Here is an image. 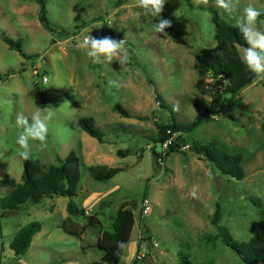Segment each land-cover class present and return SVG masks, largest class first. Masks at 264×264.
Segmentation results:
<instances>
[{
  "label": "rangeland",
  "instance_id": "1",
  "mask_svg": "<svg viewBox=\"0 0 264 264\" xmlns=\"http://www.w3.org/2000/svg\"><path fill=\"white\" fill-rule=\"evenodd\" d=\"M117 1L47 0L53 30H46L35 0H0V37L21 41L28 56L10 50L0 38V181L10 176L20 183L26 162L15 144L17 112L29 115L36 107L48 108L52 119L47 147L41 151L38 142H32L31 158L50 166L74 152L81 175L75 202L102 223L100 230H94L88 219L68 218L69 199L63 197L27 205L21 214L0 208V264L99 262L103 253L96 245L103 231H111L117 212L125 205L131 209L133 203L136 221L121 264H134L140 239L147 249L137 264H178L182 255L192 264H244L224 244L212 220L219 203V227L238 242L249 241L264 220V81L257 80L229 102L230 96L209 85L212 75L198 67L195 56L217 52L213 11L235 26L244 5L264 8V0H240L231 16L217 9L213 0L207 5L167 0L157 18L138 16L141 9L135 0H125L120 7L115 6ZM161 18L172 23L165 30L168 36L154 32L149 22ZM257 26L264 30V21L258 20ZM87 34L125 39L129 62L123 67L116 61L94 64L79 47ZM116 105L132 118L117 113ZM207 110L214 114L191 138L241 154L242 181L215 171L190 149L163 157L159 167L154 163L153 148L158 153L163 149L154 141L156 124L174 117L188 126ZM81 118H91L106 143L81 130ZM118 151L126 156H118ZM91 166L123 171L100 183L91 177ZM8 193L0 187V200ZM144 197L151 206L148 215ZM66 219L65 226L78 230L80 237L63 232L60 226ZM34 221L42 230L17 260L10 243Z\"/></svg>",
  "mask_w": 264,
  "mask_h": 264
},
{
  "label": "trees",
  "instance_id": "2",
  "mask_svg": "<svg viewBox=\"0 0 264 264\" xmlns=\"http://www.w3.org/2000/svg\"><path fill=\"white\" fill-rule=\"evenodd\" d=\"M35 1L39 7L38 17L40 23L46 30H53L47 15V0ZM125 2V0H118L115 6L120 7ZM212 13L216 28L217 52L213 55L196 54L195 58L201 70L211 74L214 78L220 75L224 76L229 81V85L224 92L230 96L229 102H231L247 87L256 83L257 80L245 68L239 58L237 46H246L239 30L234 25L228 23L226 19L221 18L217 11H213ZM258 20L264 21V15H261ZM0 38L10 50H15L28 58L23 51L21 41H16L5 35ZM148 82L152 84L149 79ZM160 106L163 107V104ZM115 111L125 118H132V115L121 105H116ZM213 114L212 111L207 110L199 114L195 121L188 126L177 123L174 117L156 124L158 129L157 138L154 140L156 143L164 145L171 138H174V141L165 153H158L156 148H153L152 156L155 165L159 167L160 159L170 154L179 153L182 147L189 145L190 150L208 162L212 169L222 175L242 181L245 178V171L241 154H230L218 147L216 143L201 145L191 138L192 133L199 125L209 115ZM78 125L81 130L91 138L97 140L100 144L106 143L104 133L95 126L91 118L79 119ZM262 130L264 131V122L262 124ZM117 155L125 157L126 152L118 151ZM88 171L93 180L100 183H108L120 174L123 169L91 166L88 168ZM80 179V159L74 152H70L64 160L58 158L57 163L50 166L43 164L38 159L30 158L24 164L20 183H17L10 176H5L0 181V187L9 191L0 200V208L8 214H21L27 205H39L47 198H68V218H82L86 219V221L88 219L90 228L100 230L102 227L101 221L95 216L88 215V211L79 207L75 202ZM145 197L143 198L144 201ZM127 206L129 205H125L124 208H121L117 212L112 230L103 231L102 238L96 245L102 251L103 257L101 261L92 264H121L126 249L120 254H117V241H123L127 246L129 245L136 221L133 212L136 204L133 203L131 209H126ZM221 217V206L218 203L212 223L220 231V236L224 244L233 250L244 264H264V220L260 223L259 231L249 241L238 242L234 240L229 231L219 227ZM65 224H67V219L60 227L67 235L74 237H80L82 235L78 230H72L71 227H68V225L65 226ZM41 230V223L34 221L23 227L17 233L14 240L10 243V249L14 252L17 260L27 254L34 237ZM209 238L211 241H216L217 239L216 236H210ZM133 263L137 264L140 262L135 260ZM178 264H192V262L187 256L182 255Z\"/></svg>",
  "mask_w": 264,
  "mask_h": 264
},
{
  "label": "clouds",
  "instance_id": "3",
  "mask_svg": "<svg viewBox=\"0 0 264 264\" xmlns=\"http://www.w3.org/2000/svg\"><path fill=\"white\" fill-rule=\"evenodd\" d=\"M197 2L207 5L209 0H197ZM166 3L167 0H135V6L141 9L137 15L147 18L160 17ZM213 3L217 9L231 16L240 0H213ZM261 15H264V8H257L254 4L248 3L242 7L241 14L235 18V27L239 30L246 44V46H237L239 58L245 68L258 81H264V30L257 26ZM149 22L154 32L168 36L165 30L172 26L170 20L161 18L158 23H153L150 19ZM125 45V39H114L107 35L97 38L89 34L85 35L79 43V47L86 50V55L94 64H111L116 61L121 67L125 66L130 60ZM111 83L116 84L115 81ZM212 118H215V116ZM51 119L52 112L48 111V108L36 107V111L29 115L17 112L15 116V144L18 146V156L20 158L25 161L31 158L32 142H38L41 151L47 147ZM193 196H195V192ZM126 248L125 242L117 241V254H120Z\"/></svg>",
  "mask_w": 264,
  "mask_h": 264
},
{
  "label": "built area",
  "instance_id": "4",
  "mask_svg": "<svg viewBox=\"0 0 264 264\" xmlns=\"http://www.w3.org/2000/svg\"><path fill=\"white\" fill-rule=\"evenodd\" d=\"M43 82L47 83L48 82V78L47 77H43ZM209 85H213L214 89L217 90L218 92H224L225 89L227 88V86L229 85V81L224 77V76H217L216 78L212 77L209 80ZM174 141V138L169 139L168 141L165 142L164 145H162V152L161 153H165L168 150V147L172 144V142ZM190 149L189 145H186L184 147L181 148V151L184 150H188ZM160 163L162 161V159L159 160ZM143 209H144V214L148 215L151 212V206L150 203L148 202V200H145L143 203ZM142 239H140V243H138L137 245V252L135 254V258L134 261H142L143 259H145L146 257V249H147V244L146 243H142L141 242Z\"/></svg>",
  "mask_w": 264,
  "mask_h": 264
},
{
  "label": "crops",
  "instance_id": "5",
  "mask_svg": "<svg viewBox=\"0 0 264 264\" xmlns=\"http://www.w3.org/2000/svg\"><path fill=\"white\" fill-rule=\"evenodd\" d=\"M88 199V198H87ZM84 207H86V206H84ZM91 207H93V206H91ZM87 208V207H86ZM86 208H84L85 210H87L88 211V213H89V210H88V208L86 209ZM54 210V209H53ZM113 223H114V220H113ZM40 233V232H39ZM66 234V233H65ZM103 234V233H102Z\"/></svg>",
  "mask_w": 264,
  "mask_h": 264
}]
</instances>
